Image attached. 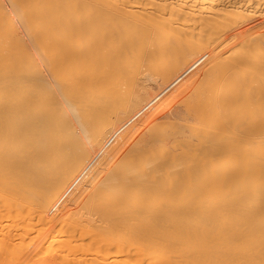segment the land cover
I'll return each mask as SVG.
<instances>
[{
	"label": "bare ground",
	"instance_id": "6f19581e",
	"mask_svg": "<svg viewBox=\"0 0 264 264\" xmlns=\"http://www.w3.org/2000/svg\"><path fill=\"white\" fill-rule=\"evenodd\" d=\"M130 201L171 216L174 261L264 262V0H0L4 229L131 250L127 215L96 208Z\"/></svg>",
	"mask_w": 264,
	"mask_h": 264
},
{
	"label": "rangeland",
	"instance_id": "374dc122",
	"mask_svg": "<svg viewBox=\"0 0 264 264\" xmlns=\"http://www.w3.org/2000/svg\"><path fill=\"white\" fill-rule=\"evenodd\" d=\"M181 67L182 66H179V71H178V73H176L175 75H171V77H169L168 78V80H166V82H165V84L164 85H162V86H165L166 87V85H168L170 82H172V81H174V79H175V77H177L178 75H182L180 78H182V80H186L187 78L186 77H188V75H187V73H185V69L184 68H182L181 69ZM174 76V77H173ZM174 79H173V78ZM172 80V81H171ZM162 86L160 87V88H162ZM171 92H173V91H171ZM171 92H170V94H171ZM169 94V95H170ZM165 100V99H164ZM161 101H163V100H161ZM160 101V102H161ZM189 102H190V100H188ZM142 105H144V103L142 104ZM141 105V106H142ZM168 115H169V117H168ZM164 116H165V119L163 120V122H161V127L159 126V129L162 131V132H169V131H171L173 128H174V126H175V118H173V116L171 115V113H169V112H167L166 114H164ZM171 116V117H170ZM166 122H169V123H166ZM163 123H164V125L166 126L167 124H168V126H166V127H164V125H163ZM171 127V128H170ZM170 128V129H169ZM171 145L172 146H170V144H168L167 145V147H173L174 145L176 146L177 144H175V143H171ZM174 146V147H175ZM65 198L66 197H64V199L63 200H65ZM63 200L61 201V204L60 205H58V206H55L54 207V204H55V202L54 201H52V202H50V203H52V205L49 203L48 204V206H49V208L50 209H47L48 211H51L52 212V214L53 213H56V211H60L61 209H60V206L62 205V202H63ZM154 202H149V204L147 205V203H145L143 206H141V207H139V204L138 203H132L131 201L130 202H126V203H124V204H120V205H108V204H106V206L104 205H102V204H100L101 205V207H100V205H97L96 206V208L97 209H99L100 211H104V212H107V211H109L110 210V208H111V210L109 211V212H107L108 214H110L109 216H110V218L112 219V222H113V224H114V222H115V219L114 218H117V217H120V216H124V215H127V219H126V221H128L127 223H125V225L124 224H122L123 225V227H124V229L125 230H127V231H129V228L131 229V232L132 233H134V235L133 236H136V237H138L139 235H141V236H139L137 239H139V238H141V239H139V242H142V244L140 243V245L138 244L137 246H132L131 247V250L132 249H135V248H138V246L139 247H141V245H143L144 247H146V248H149L151 251H148L149 253L150 252H154L155 254H153V253H150V255L148 254V252L146 253V254H142V253H140V255L141 256H139L136 252H135V255H134V251L132 250H130V248L129 249H123V250H118L117 251V249L116 248H114V247H112V244H111V246L110 245H104V242H103V239H101V238H92L91 240H93L92 241V244H90L91 243V240H89V241H86V242H84V245H82V242H80V243H76V244H74L75 243V241H74V238H72V236H71V238H70V236H67V234L69 233V232H71L72 234L71 235H73V234H76L77 236H78V238L80 237L79 236V232L77 233V231H79L77 228H79V229H81L82 230V226L83 225H81L80 227H76V229L74 228L75 226L74 225H72L71 224V220L73 219L72 218V216H71V218L72 219H69L70 220V222H68L69 220L67 219V218H69L70 216V213L71 214H75V212L78 210L76 207H73V208H71V209H69V210H67V211H65V213H64V215L66 216L67 215V218H66V220H68L67 222H65L64 221V223H61V224H63L64 226H67L68 224H71V225H68L69 227H71V228H69V230H67L68 231V233L66 234V238H67V242L68 243H66V241H64L65 239H62V241H61V239L59 240V239H57V238H61V236L62 237H64L65 236V233H64V235H61L62 234V232H61V234L60 233H57L56 234V231L55 230H53L54 229V226H53V228H51L52 230H53V232H51V230H50V232L48 231V233L50 234H48L49 236H48V238H46L47 239V241H48V239H49V237H50V239L52 238V237H54V236H58L59 234H60V236H58V237H55L54 239H52L49 243H47L46 244V242L45 243H43V245L44 244H46V245H44V247L43 248H41V246L40 247H38V249H39V252L40 253H38V251L37 250H35V247L33 248V246L35 245V240H32L31 239V237H35L34 235L36 234V232H37V230L36 229H38V227L40 226V228L42 229L43 227L42 226H44V223L43 222H41V221H43V218H41L40 219V221H39V218H38V220H37V223L39 224V225H36V223H35V221L32 223L33 225H32V227H33V230L31 229V226H30V231H27V232H25V233H27V234H23L21 237H17V239H18V242L19 241H23V242H17V239H16V237H12V234H10L9 232H7L5 229H7L6 227H5V225L6 224H4L3 222V224H1V222H0V227H1V225H2V229H1V232H3V230H5L7 233H4L3 232V234H8L9 236L8 237H10V239H12V241L11 240H8L9 238L7 237V236H5V235H3L1 232V234H2V236H1V234H0V242L1 243H5L4 245V247H6L9 251V253L7 254L6 252H7V249L4 251V247H3V245L0 243V251H2V253H0V264H146L147 263V261H149V263H147V264H181V263H179L178 261H174V260H176V256H177V254H178V252H177V250H176V248H175V246L174 245H176V240L174 239V238H177V236H176V232H175V230H173L174 228H173V226H172V221H170V218H171V216L169 217V215L168 214H166V215H161V214H158L159 212H158V210H159V207H157V203L155 204H153ZM135 204V205H134ZM107 205H108V207H107ZM133 205H134V207H133ZM138 205V206H137ZM147 205V206H146ZM136 206V207H135ZM146 206V207H145ZM152 206V207H151ZM2 207H4V206H2ZM2 207H0L1 209H2ZM107 207V208H106ZM143 207V208H142ZM48 208V207H47ZM77 210H76V209ZM109 208V209H108ZM139 208H141V209H139ZM4 209V208H3ZM133 209V210H132ZM152 209V210H151ZM53 210H55V212L53 211ZM74 210H75V212H74ZM155 210V211H154ZM69 211H71V212H69ZM133 211V212H132ZM139 211V212H138ZM151 211V212H150ZM118 214H117V213ZM124 212V213H123ZM130 212H132V214L130 213ZM141 212V213H140ZM147 212V213H146ZM150 212V213H149ZM66 213H68V214H66ZM112 213V214H111ZM114 213V214H113ZM137 213V214H136ZM145 213V214H144ZM149 213V214H148ZM107 214V215H108ZM129 214H130V216H129ZM140 214V215H139ZM136 215V216H135ZM117 216V217H116ZM131 216H133L132 218H131ZM138 216V218H136ZM166 216V217H165ZM74 217V216H73ZM163 217V218H162ZM165 217V218H164ZM167 217H169V218H167ZM129 218H130V220H129ZM63 219H65V217L63 218ZM63 219H61V220H63ZM132 219V220H131ZM168 220V221H167ZM171 220H172V218H171ZM130 222V223H129ZM165 222V223H164ZM6 223V222H5ZM41 223V224H40ZM65 223L67 224V225H65ZM170 223H171V225H170ZM36 225V229L34 228L35 227V225ZM58 225H56L55 224V226H59V227H61L62 225L61 224H59V223H57ZM131 224V225H130ZM163 224H164V226H163ZM4 225V226H3ZM79 226V225H78ZM84 226H86V225H84ZM114 226H116V225H113V227ZM126 226V227H125ZM127 226L129 227V228H127ZM170 226H172V227H170ZM4 227H5V229H4ZM40 228L38 229V231H40ZM45 228V227H44ZM65 228V227H64ZM85 228V227H84ZM89 228V227H88ZM114 228H116V227H114ZM9 229H13V228H9ZM73 229V230H72ZM87 231H86V234L88 235V236H91V235H89L90 233H89V231H88V229L87 228H85ZM72 230V231H71ZM84 230V229H83ZM89 230H91L90 228H89ZM138 230V232H136ZM165 230V231H164ZM9 231H11V230H9ZM35 231V232H34ZM43 231V230H42ZM59 231H61V229L59 230ZM64 231V230H63ZM67 231H65V232H67ZM76 232V233H74V232ZM142 231V232H141ZM34 234H32V233ZM165 232V233H164ZM29 233V234H28ZM37 233H39V232H37ZM89 233V234H88ZM52 234V235H51ZM54 234H56V235H54ZM70 234V233H69ZM68 234V235H69ZM80 234H82L83 235V233L81 232ZM85 234V233H84ZM85 234V235H86ZM136 234V235H135ZM3 236H5V237H3ZM25 236H26V238H25ZM77 240H78V238H77V236H75V235H73ZM87 236V237H88ZM94 236V235H93ZM92 236V237H93ZM176 236V237H175ZM8 239H7V238ZM12 237V238H11ZM69 237V238H68ZM86 236L85 237H82V239H84L85 240V238H87ZM166 237V238H165ZM7 239V241H9V242H6V240L5 239ZM21 238V240H19ZM81 238V237H80ZM13 239H15V240H13ZM36 239V238H35ZM87 239H89V238H87ZM1 240H5V242H3V241H1ZM32 240V241H31ZM53 240H54V242H53ZM57 240H59L60 242H61V244H60V242L59 241H57ZM69 240V241H68ZM80 240V239H79ZM78 240V241H79ZM163 240V241H162ZM172 240V241H171ZM16 243H15V242ZM28 242V243H26V242ZM63 241L65 242V243H63ZM70 241L71 242H73V243H70ZM77 241V242H78ZM80 241H82V240H80ZM174 241V243H170V242H173ZM10 242H12V244H8V245H6V243H10ZM33 242V243H32ZM53 242V243H52ZM148 242V243H147ZM23 243V244H22ZM26 243V244H25ZM72 245V246H74V248H72V246L70 245V244ZM99 243V244H98ZM146 243V244H145ZM164 243H166V244H164ZM13 244H15V246L13 245ZM25 244V245H24ZM66 244H69L70 246H71V248H69V247H67L68 245H66ZM78 244V245H77ZM79 244H81V246L79 245ZM100 244H101V246H100ZM135 244H137L136 242H135ZM163 244V245H162ZM15 248H11L12 246ZM21 245V246H20ZM50 245H52V246H50ZM77 245V246H76ZM103 245V246H102ZM148 245H149V247H148ZM161 245V246H160ZM10 246V247H9ZM76 246V247H75ZM79 246V247H78ZM174 246V247H173ZM19 249H18V248ZM31 247V248H30ZM52 247V248H51ZM65 247V248H64ZM68 248V251H67V248ZM82 247H83V249H82ZM113 248V249H115L114 251H112L113 249H111V248ZM155 247V248H154ZM160 247V248H159ZM173 247V248H172ZM42 249V251H41V249ZM61 248H64L63 250L61 249ZM86 248V249H85ZM110 248V249H109ZM128 248V247H127ZM142 248V247H141ZM21 249V251H19ZM22 249H23V252H22ZM34 249V250H33ZM54 249V250H53ZM66 249V250H65ZM78 249H80V250H78ZM88 249V250H87ZM108 249H109V251H108ZM148 249V250H149ZM154 249V250H153ZM34 251V254H32L31 252H33ZM61 250H62V252H61ZM101 250L103 251V252H101ZM107 250V251H106ZM166 250V251H165ZM14 251V252H13ZM27 251H30V253L32 254H30V253H28ZM36 251V252H35ZM51 251H53V252H51ZM65 251H67V252H65ZM78 251V252H77ZM105 251V252H104ZM133 252V254L131 253V252ZM18 252H21L20 254H21V256H17L18 255ZM61 253V256L60 255H58V254H60ZM108 252V253H107ZM123 252H125V253H123ZM129 252V253H128ZM163 252V253H162ZM168 252V253H167ZM264 252V251H263ZM4 253H6V254H4ZM14 253H15V255L17 256V258H16V256L14 255ZM27 253H28V256H27ZM35 253H38V254H36L35 255ZM63 253V254H62ZM105 253V254H104ZM111 253V254H110ZM126 253H128V255H126ZM171 253V254H170ZM25 254H26V256H25ZM57 254V255H56ZM66 254V255H65ZM116 254V255H115ZM158 254V255H157ZM167 254H168V256H167ZM3 255V256H2ZM5 255V256H4ZM29 255H31V256H29ZM33 255L35 256V257H33ZM38 255V256H37ZM118 255V256H117ZM132 255V256H131ZM155 255H157L158 257H156ZM165 255V256H164ZM171 255L173 256V257H171ZM24 256V257H23ZM54 256V257H53ZM106 256V257H105ZM112 256V257H111ZM122 256V257H121ZM128 256H130L129 258H128ZM264 256V255H263ZM23 257V258H22ZM26 257V258H25ZM143 257H144V259H143ZM145 257H147L148 259H145ZM165 257V258H164ZM66 258V259H65ZM78 258V259H77ZM2 259V260H1ZM97 259V260H96ZM152 259V260H151ZM169 259H171V260H169ZM4 260H5V262H4ZM64 260V261H63ZM66 260V261H65ZM147 260V261H146ZM264 260V257L262 258V261ZM85 261H86V263H85ZM87 261H89V263L87 262ZM93 261V262H92ZM144 261H145V263H144ZM171 261V262H170ZM141 262V263H140ZM168 262V263H167ZM262 264H264V262L262 263Z\"/></svg>",
	"mask_w": 264,
	"mask_h": 264
}]
</instances>
